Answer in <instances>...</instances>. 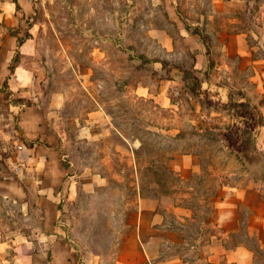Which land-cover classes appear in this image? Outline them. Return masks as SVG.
I'll return each instance as SVG.
<instances>
[{"label": "rangeland", "instance_id": "374dc122", "mask_svg": "<svg viewBox=\"0 0 264 264\" xmlns=\"http://www.w3.org/2000/svg\"><path fill=\"white\" fill-rule=\"evenodd\" d=\"M31 4V13L15 27L20 35L31 32L37 52L15 51L10 69L0 71L1 186L13 180L24 185L30 192L29 211L25 214L22 209L25 200L0 196V224L26 222L36 230L44 218L43 202L51 205L37 195L41 172L13 160L23 137L20 112L38 105L49 127L62 136L60 158L66 170L53 189L63 193L70 180L73 184L78 180V200L60 202L58 222L63 234L74 239L71 244L84 264L96 254L102 264L113 262L119 240L136 220L140 192L146 196L145 208L158 207L166 226L185 235V243L165 247L164 254H185L187 264H216L209 260L210 254L215 241L227 235L214 222L218 189L224 183L244 182L246 172L260 173L264 166L260 146L264 61L255 62L249 55L224 56V42L216 41L210 31L215 33L225 19L230 29L246 30L252 59L263 56L264 0L254 12H250L254 0H32ZM218 6L225 8L224 16L216 11ZM178 9L192 27L207 33L205 43L196 34H186L185 39L179 35V27L186 31ZM244 9L246 14L241 15ZM9 27L0 21V47ZM197 39L202 48L194 50L205 54L199 55L202 68L193 65L190 54ZM6 44L10 45L9 39ZM139 55L169 61L164 68L160 61ZM223 58L230 68L217 67V62L224 64ZM18 63L34 71V78L14 89L8 78ZM171 63L192 70L200 83L191 85L193 80ZM142 86L161 94L143 95ZM96 108L106 114L114 132L89 147L80 141L76 126L89 125L88 111ZM186 153L198 154L199 165L181 175L171 160ZM67 172L78 175L69 177ZM240 215L225 229L236 228L235 239L242 240L246 206ZM4 230L13 233L8 227ZM40 243L48 246L47 241ZM248 243L260 252L256 238ZM152 245L154 250L160 246L157 241ZM219 260L218 264H226L223 255Z\"/></svg>", "mask_w": 264, "mask_h": 264}, {"label": "crops", "instance_id": "0c3cea01", "mask_svg": "<svg viewBox=\"0 0 264 264\" xmlns=\"http://www.w3.org/2000/svg\"><path fill=\"white\" fill-rule=\"evenodd\" d=\"M31 2L32 0H0V21L10 27L19 25L31 13ZM223 6H218L216 11L224 16L226 10ZM261 11L264 13L263 9ZM182 22L183 29L186 32L181 27H179V30L184 39L185 35L189 33L191 36L195 34L200 36L198 33L189 31L184 21ZM230 24L233 25V22H230ZM8 30L4 34L7 36L5 40L9 39L10 45H7L5 41L0 47V54H2L0 56H3L0 60V71L4 68L10 69L9 66L15 51L18 50L23 55H33L37 52L32 34L18 45L17 36ZM210 32L216 37V41H222V44L224 42L223 48H221L224 50V56L249 55L250 60L255 62L264 61V55L252 59L250 55L252 50L249 49L246 30L230 29L227 20L224 19L222 26L215 33ZM193 39L196 38L193 37ZM201 48L202 45L198 39L194 46L190 45V49L196 54L195 62L198 68L203 66L199 65V55L204 56L205 54L201 50L196 51L194 49ZM222 60L224 64L217 62V67L223 65L227 68L231 67L227 60L224 58ZM262 72L264 73V69ZM33 78L34 71L25 64L18 63L8 79L12 88L17 89L21 85L32 83ZM136 89L139 91V87ZM140 93L150 97L161 94L159 91L151 93L148 87L144 86H142ZM28 95H31V93L29 92ZM171 102V99H168V103L171 104ZM54 106L60 107L57 104H54ZM88 115L92 118L90 124L81 127L76 126V134L81 138L80 141L89 147L98 146L104 141L105 136H108L112 131L114 132V128H112V123L106 114L98 108L89 110ZM93 119L97 121V124H91ZM49 123L44 111L38 105H28L20 112V131L23 137L19 139L20 147L13 151V160L18 159L23 165L34 167L41 172L40 181L42 183L37 195L41 199H49L51 205L46 206V202L49 201L43 202L44 218L36 226V230H32L31 224L26 222L12 224L9 221L10 223L0 224V264H84V261L80 260L76 247L71 244L74 239H70L68 235L63 234L65 232L63 225L58 222L60 202L65 199L72 202L78 200V180H75V184L70 180L68 188L63 193L58 189H53V185L57 186L59 180L62 179L60 175L64 173L66 167L62 165L60 158L62 153L60 139H62V136L59 132L56 133L54 129L50 128ZM36 138L38 139L36 140ZM261 140L260 146L264 148V134ZM125 147L128 149L127 145ZM128 155L130 156L129 149ZM197 155H191L190 153L176 155L171 160L173 168L179 171L180 174L193 172L199 165ZM61 169H63V172H61ZM76 175H78V172L67 174L69 177ZM245 176L246 180L244 182L228 185L224 183L219 187L215 196L214 222L219 227L224 228V232L227 234L221 237L219 242L215 241L216 245H214L213 252L210 254L209 260H213L216 264L221 262L219 260L221 255H223L226 264L228 262L231 264H264V173L250 171L246 172ZM101 177L105 178L104 175ZM6 182L5 186L2 187L3 182L0 181V196L14 198V200L19 201L25 200V203H22V209L27 214L29 210L26 197L28 194L30 195V192L17 180ZM150 196L153 202L155 197ZM145 198L146 196L143 197L140 192L139 204L137 203L139 212L136 214V220L130 224L129 230L119 240L113 262L110 264H187L185 254L180 252L164 254L165 247L178 248L186 242L184 233L178 228L166 226L164 215L158 207L145 208ZM52 199L56 202H53ZM157 200L154 201V205L159 203L160 199ZM242 206L247 207L248 216L244 221L246 227L245 239L240 240L235 239L236 228L227 230L225 227L231 226L235 220L240 219ZM6 227L10 228L13 233L8 234L4 230ZM146 231L148 236L144 237ZM251 238H256L260 252L248 243V239ZM41 241H47L48 246H43L41 243L38 246ZM156 241L160 246L154 250L152 244ZM213 256L214 258H212ZM100 257L96 254L90 260V264H102Z\"/></svg>", "mask_w": 264, "mask_h": 264}, {"label": "trees", "instance_id": "16d2710c", "mask_svg": "<svg viewBox=\"0 0 264 264\" xmlns=\"http://www.w3.org/2000/svg\"><path fill=\"white\" fill-rule=\"evenodd\" d=\"M250 0H246V3H248ZM259 2H260V0H254V6H253V8L252 9H250V12H254L255 10H257V9H259V7H260V5H259ZM246 11H247V9H244L243 11H241L240 12V14L242 15H245L246 14ZM178 12L180 13V17H181V19L184 21V23H185V26H186V28L189 30V31H191L192 33H199V35L201 36V38H202V41L205 43V39L207 38V33H204V31L199 27V26H194V27H192L191 25L192 24H190L186 19H185V15L183 14V13H181V11L178 9ZM168 16V15H167ZM168 20L170 21V22H172L173 24H175V22L172 20V19H169L168 18ZM176 29H177V27H176ZM9 31L12 33V34H14V35H16L17 36V43H18V45H20L21 43H23V41L27 38V37H30V35H31V33L29 32V31H26L25 32V34L24 35H20L19 34V29L18 28H16V27H9ZM178 33H179V35L180 36H182V34L180 33V31L177 29L176 30ZM190 52V51H189ZM206 52L208 53L209 52V46H207L206 45ZM190 54H191V56H192V59H193V65H194V62H195V59H196V54L195 53H193V52H190ZM140 57H143L144 58V60H149V61H160L161 63H162V66L165 68L166 67V65L168 64V61L169 60H167L166 58H162V57H159V56H154V57H151V58H145L144 57V55H139ZM172 64V63H171ZM171 66H178L181 70H183L184 71V73H185V78H191L192 80H193V83L191 84V85H194V86H196L197 84H199L200 83V78L196 75V74H194L193 72H192V70H190V69H186V68H184V66H181L180 64H172ZM194 67V66H193ZM14 67L12 66L11 67V70L13 69ZM125 83H127V81L125 80ZM190 85V86H191ZM5 208V207H4ZM196 237V236H195Z\"/></svg>", "mask_w": 264, "mask_h": 264}, {"label": "water", "instance_id": "95a60500", "mask_svg": "<svg viewBox=\"0 0 264 264\" xmlns=\"http://www.w3.org/2000/svg\"><path fill=\"white\" fill-rule=\"evenodd\" d=\"M262 172L264 173V166H263V170H262Z\"/></svg>", "mask_w": 264, "mask_h": 264}, {"label": "built area", "instance_id": "2783aa9c", "mask_svg": "<svg viewBox=\"0 0 264 264\" xmlns=\"http://www.w3.org/2000/svg\"><path fill=\"white\" fill-rule=\"evenodd\" d=\"M19 147H20V145H19ZM0 158H1V153H0Z\"/></svg>", "mask_w": 264, "mask_h": 264}]
</instances>
